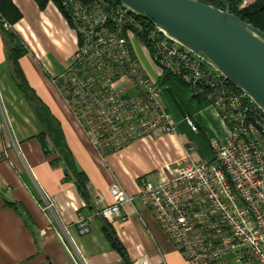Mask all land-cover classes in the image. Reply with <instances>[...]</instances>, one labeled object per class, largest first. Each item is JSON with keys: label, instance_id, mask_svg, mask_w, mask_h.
Wrapping results in <instances>:
<instances>
[{"label": "built area", "instance_id": "built-area-1", "mask_svg": "<svg viewBox=\"0 0 264 264\" xmlns=\"http://www.w3.org/2000/svg\"><path fill=\"white\" fill-rule=\"evenodd\" d=\"M65 5L77 48L58 75V92L94 149L117 152L146 137L179 136L178 123L161 103L163 72L194 95H206L225 130L224 143L211 144L212 159L192 160L188 150L155 180L141 178L139 198L188 264H264V111L121 4ZM184 122L198 133L191 118ZM109 194L111 204L94 216L113 223L133 199L119 184ZM89 223L78 221L81 235L89 233ZM132 264L150 262L142 256Z\"/></svg>", "mask_w": 264, "mask_h": 264}, {"label": "crops", "instance_id": "crops-1", "mask_svg": "<svg viewBox=\"0 0 264 264\" xmlns=\"http://www.w3.org/2000/svg\"><path fill=\"white\" fill-rule=\"evenodd\" d=\"M12 1L22 14L12 29L28 50L18 61L19 70L60 126L66 151L51 141L43 149L37 140L42 126L20 87L0 30V264H124L104 233L107 221L94 216L111 204L114 184L133 199V205L124 206L122 219L111 223L128 261L147 256L150 264H188L139 198L141 178L155 180L191 150L182 141L189 136L187 128L179 136L146 137L120 151L98 153L58 92V75L77 48L74 31L53 3L40 11L34 0ZM161 103L165 108L162 97ZM197 113L186 117L200 131ZM215 119L220 121L217 113ZM65 152L87 177L85 197L68 170ZM82 218L90 222L85 235L77 225Z\"/></svg>", "mask_w": 264, "mask_h": 264}, {"label": "water", "instance_id": "water-1", "mask_svg": "<svg viewBox=\"0 0 264 264\" xmlns=\"http://www.w3.org/2000/svg\"><path fill=\"white\" fill-rule=\"evenodd\" d=\"M220 73L264 111V34L197 0H117Z\"/></svg>", "mask_w": 264, "mask_h": 264}, {"label": "trees", "instance_id": "trees-1", "mask_svg": "<svg viewBox=\"0 0 264 264\" xmlns=\"http://www.w3.org/2000/svg\"><path fill=\"white\" fill-rule=\"evenodd\" d=\"M71 0H34L40 11H44L49 3H53L59 10L61 15L67 21L71 27L70 11L65 3H69ZM83 4L92 3L97 0H75ZM117 4H120L117 0H111ZM198 2L211 6L215 9L225 10V6L222 0H197ZM228 5V10L242 22L250 24L257 30L264 34V0H225ZM22 14L18 8L14 5L12 0H0V30L6 44L9 46L10 60L17 72L18 78H20V87L26 93V97L30 100L36 116L42 126L43 133L38 136L37 140L41 143L43 149H45L47 142H52L55 148L58 150L66 151L63 135L57 121L52 118L48 112L46 106L39 100V98L33 93V91L27 86L25 79L18 67L19 59L28 53V50L24 46L22 39L12 29L14 25L20 22ZM6 23L10 29L6 30L3 24ZM159 86L161 89V97L165 106V110L172 115L175 121L178 123V130H184L187 128L190 136L198 135L194 133L184 122L186 116H191L207 107L210 103L206 95H194L193 91L181 82L179 79L171 76L167 72H163L159 77ZM184 132V131H183ZM66 163L69 172L72 174L76 181L77 187L81 194L85 197L87 177L76 170L71 156L68 152H65ZM213 150L208 154L207 159L213 158ZM202 159H205L202 157ZM5 206L16 209L15 205L10 202H5ZM104 233L112 249L117 251L124 264H132L128 261L126 252L120 242L118 241L113 225L105 222ZM48 264H52L48 262Z\"/></svg>", "mask_w": 264, "mask_h": 264}, {"label": "rangeland", "instance_id": "rangeland-1", "mask_svg": "<svg viewBox=\"0 0 264 264\" xmlns=\"http://www.w3.org/2000/svg\"><path fill=\"white\" fill-rule=\"evenodd\" d=\"M5 24H3L4 28ZM5 29L9 30L10 27L8 26ZM215 114L216 111L212 107H207L198 112L194 118L201 128L199 134L190 137L183 136L182 141L188 143L189 148L192 150V160H198L202 157L207 159L208 154L211 152L212 143H217L218 145L224 143L226 137L225 130L221 123H219L220 121H216Z\"/></svg>", "mask_w": 264, "mask_h": 264}]
</instances>
